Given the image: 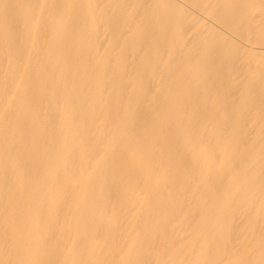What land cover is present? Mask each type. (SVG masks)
<instances>
[{
    "label": "bare ground",
    "instance_id": "6f19581e",
    "mask_svg": "<svg viewBox=\"0 0 264 264\" xmlns=\"http://www.w3.org/2000/svg\"><path fill=\"white\" fill-rule=\"evenodd\" d=\"M0 264H264V0H0Z\"/></svg>",
    "mask_w": 264,
    "mask_h": 264
}]
</instances>
